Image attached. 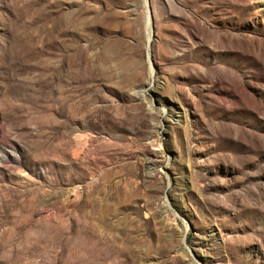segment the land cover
Wrapping results in <instances>:
<instances>
[{
	"label": "rangeland",
	"instance_id": "374dc122",
	"mask_svg": "<svg viewBox=\"0 0 264 264\" xmlns=\"http://www.w3.org/2000/svg\"><path fill=\"white\" fill-rule=\"evenodd\" d=\"M0 264H264V0H0Z\"/></svg>",
	"mask_w": 264,
	"mask_h": 264
}]
</instances>
